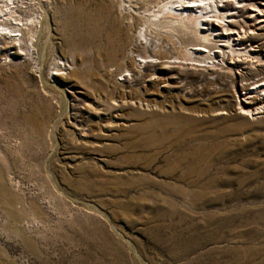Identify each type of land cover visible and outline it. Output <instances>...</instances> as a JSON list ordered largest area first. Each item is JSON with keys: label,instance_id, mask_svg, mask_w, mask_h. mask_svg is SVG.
Listing matches in <instances>:
<instances>
[{"label": "rangeland", "instance_id": "rangeland-1", "mask_svg": "<svg viewBox=\"0 0 264 264\" xmlns=\"http://www.w3.org/2000/svg\"><path fill=\"white\" fill-rule=\"evenodd\" d=\"M151 1L0 0L35 47L0 38V264H264V99L119 86ZM114 103L118 128L89 116Z\"/></svg>", "mask_w": 264, "mask_h": 264}, {"label": "bare ground", "instance_id": "bare-ground-1", "mask_svg": "<svg viewBox=\"0 0 264 264\" xmlns=\"http://www.w3.org/2000/svg\"><path fill=\"white\" fill-rule=\"evenodd\" d=\"M257 1L262 0L157 1L155 7L153 6L155 10L149 12L144 10L142 13L144 22L132 36L128 50L125 49L127 52L123 62L117 66L118 85L129 87L148 81L149 86L161 85L160 90L166 92L175 88V91L170 94L180 99L185 98L189 93L196 97L198 94L200 96L202 93H210L211 89L221 88L219 91L223 94L235 98L237 110L241 114H250L251 107L259 100L263 102L264 99V53H262L264 52V28H262L264 25H260L259 16L256 15V13L262 15L264 7L260 8ZM122 10L124 11V7L123 9L119 7V11L122 12ZM0 17V38L7 40L13 46L21 43L22 48H19L21 54L34 59V44L27 43L28 39L26 41L25 38L23 39L25 29L21 31L23 27L16 29L9 26L8 23L2 22L6 18H2L1 15ZM131 19L132 17L129 20ZM25 25V27L31 26L27 23ZM127 27L128 29L124 28V33L129 31L131 25ZM257 27L259 32H256ZM188 30L195 37L193 41H186L176 35L177 33L185 34ZM195 41L198 42L194 43ZM234 59L247 66L245 72L238 76L234 71L241 63L234 61L235 66L230 64V61ZM253 60L258 63V66L254 65ZM172 77L175 79L170 81ZM191 83H194L196 87L189 86ZM61 92L64 95L63 110L67 113L74 111L71 113V119L74 122L72 128L79 132L84 126L79 120L80 111L78 112L75 108L79 105V99L77 100V95L74 96L75 94L73 95V92L67 89H62ZM160 95L166 96L165 93ZM69 96L72 99H69ZM223 96L221 101L226 103L228 100L225 95ZM241 97L243 100L240 99ZM120 104L114 103L111 106L107 104L101 109H97L98 106L93 109L89 107V116L94 115L95 111L94 119L98 117L97 122L109 120V126L118 128L119 125L115 124L123 116L124 109ZM262 106L254 110L258 112ZM117 108H120L122 113L116 114L114 111ZM99 111H105L103 115L107 118L100 117ZM112 112H114L113 116ZM91 122L89 120V123Z\"/></svg>", "mask_w": 264, "mask_h": 264}]
</instances>
